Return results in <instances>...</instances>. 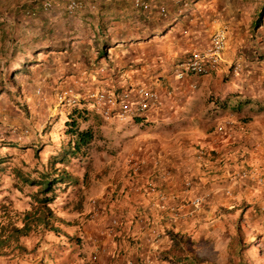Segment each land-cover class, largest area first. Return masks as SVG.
I'll return each instance as SVG.
<instances>
[{"label":"crops","instance_id":"0c3cea01","mask_svg":"<svg viewBox=\"0 0 264 264\" xmlns=\"http://www.w3.org/2000/svg\"><path fill=\"white\" fill-rule=\"evenodd\" d=\"M216 15L230 23L226 62L212 74L177 78L172 72L175 61L166 58L174 51L188 50L192 45L205 46L210 40L208 34L215 26L210 19ZM198 16L191 21L183 18L169 28V22L161 21L157 16L135 13L132 18L140 25L137 34L127 32L117 38L122 42L109 47L113 53L99 51V59L104 61L109 57L114 67L105 69L95 65L102 62L97 57L90 61L93 66L90 63L86 66L87 57L83 53L74 58L77 64L75 70L73 68V79L80 78L82 82L90 69L97 67L98 71L91 75L98 76L99 86L119 90L130 85H155L164 97V105L126 121L106 120L91 105H86L98 115L96 119L101 118L100 123L92 121L95 128L110 131L115 127L123 131L122 137L115 138V144L117 141L120 144L121 159L118 166L107 170L103 177L94 176L92 187L76 202L78 224L68 230L75 232L76 237L70 239L76 240L71 244L77 247H72L71 260L66 263V251H62V263L169 264L167 256L174 248L171 233L183 232L185 228L191 230L195 221L213 215V209L222 206L225 211L241 214L247 207L263 205L264 191L254 181L240 179L231 186L235 197L227 194L226 188L243 167H264V59L239 58L236 61L242 63V71L234 75L230 65L236 50L244 43L245 22L234 10L214 9V5ZM203 23L209 28L205 30ZM184 24L189 25V33L184 32ZM128 36H132L129 52L120 49L128 44L125 43ZM250 43L253 42L247 44ZM73 79L67 81L74 82ZM212 92L220 94L221 99L217 104L204 103ZM214 121L225 126L224 133L218 129L209 131L207 124ZM149 125L161 128L158 137L146 134ZM105 142L111 144V141ZM198 146H205L211 154L200 157ZM130 158L143 161L138 174L133 173ZM150 180L168 195L167 207L151 204L155 194L147 191ZM208 193L205 208L188 215L193 208V198ZM94 198L99 200L103 212L91 219L89 214L94 208L91 199ZM175 206L182 212L181 219L173 218L171 208ZM114 218L121 220V225L110 233ZM65 219L68 225L72 224L70 217ZM59 236L61 238L60 232ZM3 258L0 257V264H5ZM176 260L181 262L180 257Z\"/></svg>","mask_w":264,"mask_h":264},{"label":"rangeland","instance_id":"374dc122","mask_svg":"<svg viewBox=\"0 0 264 264\" xmlns=\"http://www.w3.org/2000/svg\"><path fill=\"white\" fill-rule=\"evenodd\" d=\"M202 2L193 11L192 15L196 18L205 8L214 5V9L234 10L245 22L246 28L242 30L246 34L244 43L240 50H236L230 65L231 73L236 75L232 65L239 62L236 60L241 57L264 59V0ZM29 8L34 14L27 13ZM135 13L130 3L124 4L121 0L104 2L96 11L87 8L75 15H69L62 4L46 10L43 0H0V160H3L0 164V227L10 220L22 226L26 212H36L39 199L46 195L39 181L47 180V173L57 175L63 169L74 178L73 182H58L48 194L54 197L49 203L52 213L45 211L52 225L58 227L61 238L57 232L44 226L32 228L20 238V243L28 253H20L12 245L7 250L8 254L1 256L5 264H65L71 260L74 247L71 242L76 240L70 238H75L76 234L68 229L78 224L75 204L84 191L92 187L93 178L103 177L118 166L121 159L120 144L118 141L115 144V138L122 137L120 133L123 131L115 127L110 131L94 127L95 139L92 144L78 154L69 153L63 162L59 157L72 139L65 119L75 108L91 104L76 107L60 105L57 94L68 84L81 92L99 86L98 76L91 75L98 71L97 67L94 70L89 68L91 71L82 82L80 78L73 79L77 64L74 58L83 53L87 57L86 66L89 63L93 66L90 61L96 57L99 59V51L113 53L114 50L109 47L122 42L117 38L127 32L135 35L140 30V25L132 18ZM210 22H215V26L208 34V39L218 25L227 23L217 15ZM184 25V30L189 33V25ZM130 37L125 40L128 44L120 46V49L129 52ZM249 41L253 43L248 45ZM193 46L188 50H176L165 58L175 61ZM99 60L102 61L101 58ZM109 60L107 57L95 65L105 69L114 67ZM67 79H73L74 82ZM76 80L79 82L75 83ZM220 99V94L212 92L203 102L217 104ZM88 119L85 126L92 121L100 123L101 120L93 115ZM219 125L214 121L206 127L212 132ZM146 129L150 137H158L161 128L149 125ZM105 141H111V144ZM200 147L204 146H198L197 149ZM246 201L250 203L249 199ZM223 207L213 209V215L195 221L191 230L185 228L183 232L171 233L174 248L171 257L167 256L169 264H264L263 207L256 204L255 207H247L241 214L225 211ZM66 217H70L72 224L66 223ZM64 250L65 263H62L60 256ZM177 257L181 258V262L176 260Z\"/></svg>","mask_w":264,"mask_h":264},{"label":"built area","instance_id":"2783aa9c","mask_svg":"<svg viewBox=\"0 0 264 264\" xmlns=\"http://www.w3.org/2000/svg\"><path fill=\"white\" fill-rule=\"evenodd\" d=\"M118 0H43V7L46 10L52 9L56 4H62L69 15H75L79 11L89 8L96 11L104 2H115ZM131 3L137 13L147 16H157L161 21L169 22L173 26L183 18L189 21L195 19L192 15L197 5L202 1L209 0H126ZM28 14H34L32 8L27 9ZM188 32L186 29L184 30ZM230 26L227 23L218 25L216 30L210 35L209 42L203 46L194 47L177 57L172 72L174 75L183 79L188 75H208L217 72L221 65L226 62L225 51L229 41ZM233 72L238 75L242 71V63L236 62L233 65ZM171 93V92H170ZM59 104L65 106H80L90 103L93 110L106 120L126 121L144 116L148 111L160 109L164 105V97L155 85H130L121 89L108 87H89L85 91H79L73 85L63 86L57 94ZM218 131L224 133L225 126L220 125ZM200 157H205L211 152L204 146L198 149ZM129 163L133 166V173L138 174L142 168L143 161L139 158H130ZM240 179L254 181L264 191V167L261 165H251L243 167L239 173L233 177V181L226 188V193L234 195L231 186L237 184ZM139 190V186H136ZM147 191L155 194L151 204L158 208L167 207L168 195L159 189L154 180L147 183ZM210 194L197 195L191 201L193 208L188 215L201 210L205 206L206 199ZM94 208L90 212L91 219L101 215L103 208L99 200H92ZM264 209V203L262 205ZM174 219H181L182 214L179 206L171 208ZM121 225L118 218L112 219L109 228L110 233ZM154 232H157L155 229Z\"/></svg>","mask_w":264,"mask_h":264},{"label":"trees","instance_id":"16d2710c","mask_svg":"<svg viewBox=\"0 0 264 264\" xmlns=\"http://www.w3.org/2000/svg\"><path fill=\"white\" fill-rule=\"evenodd\" d=\"M116 2V1H115ZM129 2V1H127ZM130 3V2H129ZM131 4V3H130ZM261 23L259 22L260 26ZM92 111L87 106L77 107L74 112H71L68 116L66 124L69 126L68 133L72 135L70 145L59 157L63 162L67 160L69 153L78 154L84 148L89 147L95 139L94 124L90 123L84 125L92 114ZM83 117V118H82ZM57 158V157H56ZM3 160H0V164ZM60 173L55 175L50 172L47 173V180L39 181L41 186H43L42 192L46 195L39 199L40 204L36 207V212L27 211L23 218V225L19 226L13 221H8L7 223H2L0 227V257L7 255L8 248L13 245V249L19 250L20 253H28L26 247L20 243V238L26 236L32 228H37L44 226L49 230L57 232L59 234V229L55 225H52L51 218L45 210L50 214L52 209L49 203L53 201L54 197H49V193L53 190V186L58 182H73L74 178L67 170H61ZM40 211V212H37ZM51 231V232H52Z\"/></svg>","mask_w":264,"mask_h":264}]
</instances>
